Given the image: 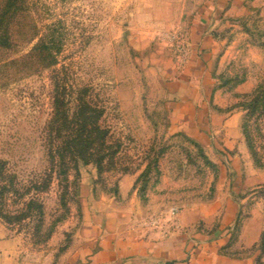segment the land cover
Instances as JSON below:
<instances>
[{
	"label": "rangeland",
	"instance_id": "rangeland-1",
	"mask_svg": "<svg viewBox=\"0 0 264 264\" xmlns=\"http://www.w3.org/2000/svg\"><path fill=\"white\" fill-rule=\"evenodd\" d=\"M195 51L214 83L201 117L234 122L243 151L226 149L222 127L213 149L173 127L171 82ZM89 108L98 117H78ZM56 109L72 129L58 131ZM85 123L90 143L65 173L47 143ZM220 153L245 171L233 252L264 264V0H0V159L42 203L23 218L15 195L2 206L0 264H73L88 213L126 235L183 229L213 194Z\"/></svg>",
	"mask_w": 264,
	"mask_h": 264
},
{
	"label": "crops",
	"instance_id": "crops-1",
	"mask_svg": "<svg viewBox=\"0 0 264 264\" xmlns=\"http://www.w3.org/2000/svg\"><path fill=\"white\" fill-rule=\"evenodd\" d=\"M207 65L206 58L198 56L195 51L179 76L172 80V93L180 96L173 101L179 116L173 127L191 133L212 149L220 144L210 128L222 127L226 134L221 140L226 149L238 147L243 151L242 134L234 122L201 117V112L206 110L205 103L210 102L214 93ZM217 157L218 182L213 194L192 208L190 215L182 213L183 229L149 238L126 235L112 214L88 213L84 232L87 240L74 255L73 264H167L169 261L180 264H255L252 256L234 253L231 245L240 210L238 193L245 173L241 156L228 159L222 153ZM4 261V264H26L15 263L9 253L5 254Z\"/></svg>",
	"mask_w": 264,
	"mask_h": 264
},
{
	"label": "trees",
	"instance_id": "trees-1",
	"mask_svg": "<svg viewBox=\"0 0 264 264\" xmlns=\"http://www.w3.org/2000/svg\"><path fill=\"white\" fill-rule=\"evenodd\" d=\"M78 115V117L82 118L83 116L85 119H90L92 117L96 118L97 116L96 110L90 108L89 110L80 111ZM54 116L63 117V122H61L62 124L60 123V125H58V131L63 128L72 129L71 127L73 126L70 125L69 114L66 113V111L60 112L59 109H56ZM74 133L75 134H72L70 137L66 138V141L63 140L59 143H55L56 146H54L55 144L51 143L50 141L47 143L49 156L51 159H53V161H55L56 153L58 154L61 162L60 167H62V171L65 173L68 171L67 167L69 159L76 160L79 155V150L77 148L78 146L76 145L88 140V136L92 137V134L87 132L86 123L82 124V128L78 129V131ZM72 137H74V140ZM86 142L90 143L89 141ZM54 167H56L55 164ZM45 180L46 181L42 187L47 188L50 184V179L45 178ZM20 183L21 181L18 179L17 175L8 168L7 162L0 159V215L4 218L8 217L9 214L2 210V206L6 203L7 199H9L11 195H15L19 199V202L23 204L22 211L20 214H18L19 218L33 216L34 209L36 207H39L42 213V203L40 204V202H38V192L30 196L28 195V193L32 192V185L37 186V183H32V185H22ZM38 187L40 188V186Z\"/></svg>",
	"mask_w": 264,
	"mask_h": 264
},
{
	"label": "water",
	"instance_id": "water-1",
	"mask_svg": "<svg viewBox=\"0 0 264 264\" xmlns=\"http://www.w3.org/2000/svg\"><path fill=\"white\" fill-rule=\"evenodd\" d=\"M167 264H180V263H178V262H173V261H169V262H167Z\"/></svg>",
	"mask_w": 264,
	"mask_h": 264
},
{
	"label": "built area",
	"instance_id": "built-area-1",
	"mask_svg": "<svg viewBox=\"0 0 264 264\" xmlns=\"http://www.w3.org/2000/svg\"><path fill=\"white\" fill-rule=\"evenodd\" d=\"M176 212H177L176 210L173 211L174 214H176Z\"/></svg>",
	"mask_w": 264,
	"mask_h": 264
}]
</instances>
